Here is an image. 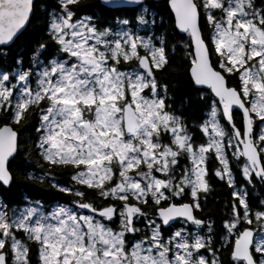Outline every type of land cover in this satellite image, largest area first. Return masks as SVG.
<instances>
[{"label":"snow or ice","instance_id":"obj_1","mask_svg":"<svg viewBox=\"0 0 264 264\" xmlns=\"http://www.w3.org/2000/svg\"><path fill=\"white\" fill-rule=\"evenodd\" d=\"M128 3L133 17L105 22L82 0H0L5 59L45 14L28 52L0 66V181L14 182L9 160L28 152L42 163L25 182L70 198L48 210L0 197V264H264V0H169L207 107L191 124L160 76L177 45L154 32L158 13L144 0ZM211 176L229 188L219 234L201 215Z\"/></svg>","mask_w":264,"mask_h":264},{"label":"trees","instance_id":"obj_2","mask_svg":"<svg viewBox=\"0 0 264 264\" xmlns=\"http://www.w3.org/2000/svg\"><path fill=\"white\" fill-rule=\"evenodd\" d=\"M41 1L49 5L53 4L55 6L56 4V0ZM82 3L85 5V12H92L105 22L111 21L115 16L133 17L136 11V9L129 7L118 9L109 8L102 5L99 0H82ZM146 3L162 18L161 23L156 26L158 34H163L170 43L177 45V54L173 57L172 65L167 71L160 73L164 83L169 85V92L172 96V99L169 100L168 103L178 113L182 111V113L189 118L190 124L192 121L201 122L207 115L206 102L198 97L197 92L189 83V78L185 71L186 66L181 58L182 49L180 47V42L184 41L187 35L181 34L175 27L174 17L168 6V0H146ZM44 18L45 14L39 13L37 18L33 19L32 23L28 25L25 35L14 47L12 46L11 50H9V56L7 57L9 62H11L12 57L16 55L17 52H20V48L23 47L22 49L24 50L21 53L28 52L33 37L38 36L43 28L42 21ZM181 106L183 107L181 108ZM34 123L35 121H33V124ZM195 135L198 141H206L202 131H196ZM34 136L33 126L25 125L20 133V139L23 142L22 148L31 149V140ZM39 163H42L39 157L34 154L30 155L28 152H21L20 155L15 156V159L11 158L9 168L14 177V182L8 187L0 184V197H2L9 206L13 203H18L22 199L24 193L45 201L55 199L62 202H69V197L56 192L50 187H41L25 182V173L28 170L33 172L38 171ZM45 167L47 166L45 165ZM60 177L67 182V176ZM236 178L239 183H243L239 171L236 173ZM210 183L213 190L207 196V204L201 215L203 217H212L215 220V228L219 234L221 232V220L224 215L223 203L229 198V188L215 176L210 177ZM45 184H47V181ZM257 190L261 196H264V188L257 185ZM249 196L250 202L254 205L259 202V196H257L256 192L251 188H249ZM175 225H180V222H176ZM225 255L227 257V254Z\"/></svg>","mask_w":264,"mask_h":264},{"label":"rangeland","instance_id":"obj_3","mask_svg":"<svg viewBox=\"0 0 264 264\" xmlns=\"http://www.w3.org/2000/svg\"><path fill=\"white\" fill-rule=\"evenodd\" d=\"M44 5H49V4H43L42 5V7L44 6ZM168 6H169V3H168ZM169 8H170V6H169ZM153 10V9H152ZM153 11H155V10H153ZM156 12V11H155ZM157 13V12H156ZM161 20H162V18L159 16V14L156 16V25H158L159 23H161ZM156 28V27H155ZM157 29V28H156ZM141 34H143V33H141ZM159 34H161V33H159ZM19 51H20V53L21 52H23L24 50L22 49V48H20L19 49ZM29 54V53H28ZM206 118H207V115H206ZM202 131V130H201ZM203 136H204V138L207 140V134H203ZM27 172H33V171H30V170H28ZM58 179L60 180V178L58 177ZM66 181L68 182V179H66ZM31 197V196H30ZM37 198H35V197H31V199H29V198H25L24 199V202L21 204V206L23 205V204H25L26 202H27V200H36ZM43 200V199H42ZM55 200H49V201H45V200H43V201H41L42 202V206H45L48 210H50L51 209V207L54 205V204H60L61 202L60 201H57V202H54ZM64 203H68V202H64ZM15 206H17V205H14V206H12V207H15ZM72 207H75V205H72ZM85 212H87L88 210H84ZM141 226H143V224H141ZM180 225H173V227H172V231L175 229V228H178ZM194 227V226H193ZM240 264H243V262H240Z\"/></svg>","mask_w":264,"mask_h":264},{"label":"flooded vegetation","instance_id":"obj_4","mask_svg":"<svg viewBox=\"0 0 264 264\" xmlns=\"http://www.w3.org/2000/svg\"><path fill=\"white\" fill-rule=\"evenodd\" d=\"M39 2L41 3V5H43L44 3L41 1V0H39ZM53 7H54V5L53 4H51ZM146 6H148V4H146ZM129 8H134V9H136V11H135V14H136V12L137 11H139V8L138 7H129ZM113 9H118V8H113ZM86 13H88V14H92V12H86ZM134 14V15H135ZM97 16V15H96ZM98 17V16H97ZM120 17H122V16H120ZM125 17H129V18H131L130 16H125ZM113 20V19H112ZM111 20V21H112ZM111 21H107V22H111ZM141 33H143L144 34V32L142 31ZM15 45H13V47H14ZM23 48V47H22ZM29 56L31 55V53H29L28 54ZM0 66H3L5 63H8L9 62V59L8 58H4V57H0ZM9 165H10V161H9ZM9 165H8V167H9ZM9 171H11L10 170V168H9ZM59 178H60V180L61 181H63V182H65L64 180H63V178H61L60 176H59ZM65 183H67V182H65ZM1 184V183H0ZM36 200H40V201H43L42 199H36ZM53 200H55V199H53ZM142 224V223H141ZM166 231L167 232H171L172 231V227H168L167 229H166Z\"/></svg>","mask_w":264,"mask_h":264},{"label":"water","instance_id":"obj_5","mask_svg":"<svg viewBox=\"0 0 264 264\" xmlns=\"http://www.w3.org/2000/svg\"><path fill=\"white\" fill-rule=\"evenodd\" d=\"M101 1V0H100ZM102 3V2H101ZM103 4V3H102ZM104 5V4H103ZM125 6H130V7H133V6H136V5H133V4H130V3H128V0H120V3L119 4H115V5H112V6H108V7H112V8H115V7H125ZM169 6H170V4H169ZM173 13V12H172ZM173 15H174V13H173ZM176 27V26H175ZM177 28V27H176ZM177 30L181 33V34H184V33H182V31L181 30H179L178 28H177ZM200 87H206V86H200ZM235 107V106H234ZM11 159V158H10ZM176 219H178V218H175V220L174 221H176ZM173 221V222H174ZM173 222H170V224L171 223H173Z\"/></svg>","mask_w":264,"mask_h":264}]
</instances>
